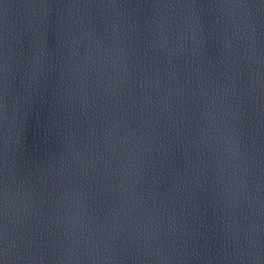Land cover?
I'll return each instance as SVG.
<instances>
[{
    "label": "water",
    "instance_id": "obj_1",
    "mask_svg": "<svg viewBox=\"0 0 264 264\" xmlns=\"http://www.w3.org/2000/svg\"><path fill=\"white\" fill-rule=\"evenodd\" d=\"M0 264H264V0H0Z\"/></svg>",
    "mask_w": 264,
    "mask_h": 264
}]
</instances>
